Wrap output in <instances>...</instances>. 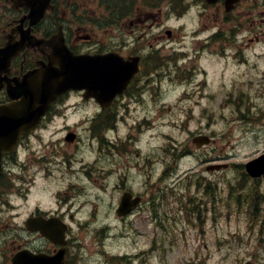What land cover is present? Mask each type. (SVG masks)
<instances>
[{"label":"flooded vegetation","instance_id":"af4514ba","mask_svg":"<svg viewBox=\"0 0 264 264\" xmlns=\"http://www.w3.org/2000/svg\"><path fill=\"white\" fill-rule=\"evenodd\" d=\"M18 2L0 0V105L10 101L9 92L23 76L50 63L58 66L56 46L62 40L76 56L117 55L136 61L139 70L127 89L106 98L104 106L87 98L85 91L59 97L41 125L22 136L15 151L3 155L0 264H14L20 252L24 264H40L39 256H60L65 264H80L87 247L79 240L78 230L91 225L79 224L78 214L89 211L88 199L96 198L95 189L110 198L111 182L115 205L120 206L127 195L143 199L123 220L147 206L146 220L153 225H158L159 200L165 196L167 183L180 210L187 197L181 189L191 179L207 178L213 183L210 191L217 188L213 178L218 175H206L204 162L183 178L174 176L164 163L160 178L157 149L143 154V133L153 128L164 99L159 85L173 82L174 68L176 79L183 77L182 69L173 66L166 54L174 50L173 41L181 35L211 39L216 33L179 28L168 35L163 20L166 10L178 24L191 12L205 28L211 20L231 23L236 39L234 115L246 123V132L264 131V0H240L234 5H227L226 0L214 5L204 0H51L50 10L38 21L30 8ZM96 21L108 24L102 37L97 35ZM239 24L245 30H238ZM7 45L12 51L5 49ZM184 154L185 150L181 157ZM263 154L264 150L259 156ZM216 160L213 157L211 162ZM239 168L234 163V169ZM17 202L22 205L16 206Z\"/></svg>","mask_w":264,"mask_h":264},{"label":"rangeland","instance_id":"374dc122","mask_svg":"<svg viewBox=\"0 0 264 264\" xmlns=\"http://www.w3.org/2000/svg\"><path fill=\"white\" fill-rule=\"evenodd\" d=\"M186 30L193 31L195 25H191L190 21H187ZM169 22L167 26H171ZM151 31V30H149ZM188 48H192L191 41L186 40ZM200 66L204 67L208 71L207 86L200 84L202 79L201 75L196 78L195 84H189L182 86L177 84L169 92V95L173 92L174 107L181 103L183 107H189L191 109V118L188 119V115L178 113L179 121L188 119L190 123L189 129L197 132L204 129L208 133H216L219 136V143L216 145V152L222 151V158L234 160V61L231 53H228L226 58L218 56H212L209 53L201 56ZM195 90V91H193ZM183 96V98H182ZM206 98L202 99V97ZM213 96L215 99L210 100L209 97ZM186 97L192 99V102L197 104H191L188 101H183ZM182 98V99H181ZM203 101V102H202ZM184 102V103H183ZM210 105L214 110L212 124H208V121L201 120L199 117L200 109L204 106ZM218 115L222 118H218ZM217 116V117H216ZM216 118V119H215ZM174 118L170 117L166 122L173 121ZM214 121V122H213ZM202 126V127H201ZM186 130V125L183 126ZM172 129L166 128L164 133L171 134ZM220 131L223 132L221 137ZM175 138L180 142H183L186 138V134H180L177 136L173 133ZM163 142L158 141L161 145ZM260 147L251 148L245 147V149L239 148L235 154L237 163L245 161L257 153ZM190 162H194V159H189ZM182 168L190 167L189 164L182 162ZM234 171V169H232ZM235 172L223 173L221 176H217L215 179L221 178L226 187V180L239 181V178ZM226 183V184H225ZM261 186L264 189V181L261 182ZM104 210L100 215V223L111 225L109 232V242H111V252L116 253L121 248L122 252H133L134 254H140L150 250V242L154 239L157 241V235L162 237V231H153L142 228L141 231H125L120 229L121 223L115 222L113 215H108ZM109 217L106 220V217ZM240 220V221H238ZM234 222H227L223 219L221 231H209L206 234L205 241L201 244L185 245L184 242L178 237L180 234L177 231V236L171 243V250L169 253H161L157 251L150 258H148V264H182V260L186 261V264L193 263V257L195 252L200 253L201 260L208 264H264V232H260V228L250 229L247 223V216H235ZM114 225H118L119 229H116ZM220 232V233H218ZM218 234L222 237V244H218ZM115 235V236H113ZM194 238V236H192ZM176 245V246H175ZM220 245V246H219ZM158 246V242H157ZM186 248H189L186 254Z\"/></svg>","mask_w":264,"mask_h":264},{"label":"water","instance_id":"95a60500","mask_svg":"<svg viewBox=\"0 0 264 264\" xmlns=\"http://www.w3.org/2000/svg\"><path fill=\"white\" fill-rule=\"evenodd\" d=\"M71 63L72 65H63L62 67V76L58 77L57 83L55 84V87L59 91L79 86L78 84H80L82 79L71 74L78 72L79 70L92 71V68H88L93 66L97 67V65L101 63L102 66L104 65L103 60L102 62L95 61L93 66L80 67L78 69L76 62ZM94 80L96 81L97 79L94 78ZM47 82V79H42L38 83L36 79H26V82L24 83L25 85L22 86V88L25 90L24 93L26 94V102L15 103L0 108V145L1 139L4 136L15 141L22 132H24L31 124H33L35 121H38L42 117V114L46 110L45 106H48L50 99L55 96L53 93L48 96L49 87L44 85Z\"/></svg>","mask_w":264,"mask_h":264}]
</instances>
